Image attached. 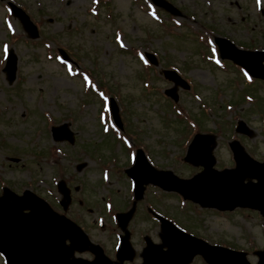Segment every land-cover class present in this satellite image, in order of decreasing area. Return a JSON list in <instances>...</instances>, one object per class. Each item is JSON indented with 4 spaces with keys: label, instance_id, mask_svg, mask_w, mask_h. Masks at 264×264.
Wrapping results in <instances>:
<instances>
[{
    "label": "rangeland",
    "instance_id": "1",
    "mask_svg": "<svg viewBox=\"0 0 264 264\" xmlns=\"http://www.w3.org/2000/svg\"><path fill=\"white\" fill-rule=\"evenodd\" d=\"M9 1L38 24V39L10 13ZM164 1L178 13L154 0H0V194L4 186L18 193L27 188L58 207L56 182L65 179L72 192L68 215L80 219L109 254L120 230L108 210H125L133 200L125 174L131 145H142L157 168L192 176L201 168L183 158L195 133L193 121L198 132L216 136V168L234 166V138L264 158V80L253 82L235 63H223L213 42L219 35L264 50V0ZM208 43L216 49L208 51ZM8 47L18 56L11 84L3 72ZM60 49L77 65L62 60ZM147 51L156 55V66H147ZM166 69L190 84L179 86L177 103L164 93L174 85ZM99 84L107 91H99ZM109 96L120 106L125 132L119 138ZM240 120L250 136L235 131ZM63 123L74 132L73 143L53 140L52 126ZM178 196L148 186L129 224L136 256L126 264L141 263L143 235L160 241L159 223L146 214L150 205L212 244L247 251L257 263L253 251L264 248V217L257 211L222 212ZM190 264L207 263L196 256Z\"/></svg>",
    "mask_w": 264,
    "mask_h": 264
},
{
    "label": "water",
    "instance_id": "2",
    "mask_svg": "<svg viewBox=\"0 0 264 264\" xmlns=\"http://www.w3.org/2000/svg\"><path fill=\"white\" fill-rule=\"evenodd\" d=\"M14 11L21 18L31 37H38L37 26L29 16L15 6ZM217 40L223 58H231L244 66L253 76L264 78L263 51H245L236 48L226 39L218 38ZM152 61L156 62L153 57ZM4 71L9 83H12L17 72V56L13 50L10 51ZM166 76L176 83V86L167 90L166 93L177 100V85H185V83L175 72L168 71ZM112 112L116 122L121 125L118 107L113 99ZM53 132L55 140L68 139L71 142L74 140L73 132L68 124L55 127ZM214 144V136L201 134L196 135L190 144L185 160L194 165L204 166V170L191 179L179 178L171 171H157L140 151L136 164L128 170L136 181L137 197H142L144 184L151 182L167 190L179 191L186 198L204 206L221 210H232L236 206L252 207L259 209L264 215V163L241 164L242 147L234 142L232 147L239 166L235 170L219 172L213 168ZM246 175L256 178L258 182L250 181L244 184L243 179ZM60 192L64 195L61 203L67 208L70 203V192L63 182L60 185ZM133 212L134 209L119 216L126 235L118 255L132 250L126 224ZM66 238L76 243L74 247L80 248L81 245L87 244L98 253V257L93 262L72 257L73 243L66 245ZM161 238L162 244L150 243L145 249L143 264H188L197 253L202 254L210 264H250L245 252L210 245L202 239L183 233L169 222H164ZM165 246H167L166 250ZM0 250L5 254L9 264H113L103 254L101 247L90 243L79 226L65 215L55 212L45 200L30 191L19 196L9 188H5L0 196ZM256 253L259 255L258 264H264V250ZM124 258L125 256H121V261Z\"/></svg>",
    "mask_w": 264,
    "mask_h": 264
}]
</instances>
